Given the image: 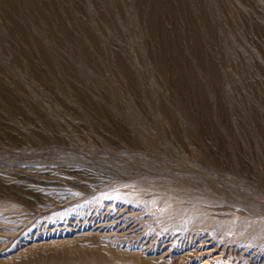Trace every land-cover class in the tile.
Listing matches in <instances>:
<instances>
[{"label": "rangeland", "instance_id": "1", "mask_svg": "<svg viewBox=\"0 0 264 264\" xmlns=\"http://www.w3.org/2000/svg\"><path fill=\"white\" fill-rule=\"evenodd\" d=\"M209 242L264 264V0H0V264Z\"/></svg>", "mask_w": 264, "mask_h": 264}, {"label": "bare ground", "instance_id": "2", "mask_svg": "<svg viewBox=\"0 0 264 264\" xmlns=\"http://www.w3.org/2000/svg\"><path fill=\"white\" fill-rule=\"evenodd\" d=\"M201 244L198 247L199 253L197 254V258L192 260V264H215L217 262H221L222 259L226 258L223 257V253L225 251V248L223 246L220 247L219 245L211 244L210 242L204 243L203 245Z\"/></svg>", "mask_w": 264, "mask_h": 264}]
</instances>
